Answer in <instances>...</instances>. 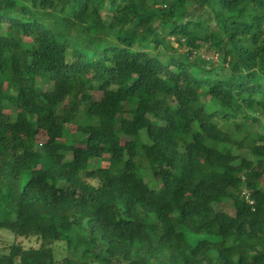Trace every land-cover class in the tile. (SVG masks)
Here are the masks:
<instances>
[{
	"label": "trees",
	"instance_id": "obj_1",
	"mask_svg": "<svg viewBox=\"0 0 264 264\" xmlns=\"http://www.w3.org/2000/svg\"><path fill=\"white\" fill-rule=\"evenodd\" d=\"M0 227L40 240L0 264H264V0H0Z\"/></svg>",
	"mask_w": 264,
	"mask_h": 264
},
{
	"label": "rangeland",
	"instance_id": "obj_2",
	"mask_svg": "<svg viewBox=\"0 0 264 264\" xmlns=\"http://www.w3.org/2000/svg\"><path fill=\"white\" fill-rule=\"evenodd\" d=\"M95 163V166L98 165V162L96 160L93 161ZM146 177L149 179V174L146 175ZM92 183L97 184V180L88 179ZM14 243H20L23 244L26 248L31 247H38L40 244V240L37 237H24V236H18L14 234L11 230L0 227V251L1 252H8L9 246ZM55 257L59 261L63 260L64 257L70 256V253L68 252L65 242L58 241L53 245Z\"/></svg>",
	"mask_w": 264,
	"mask_h": 264
},
{
	"label": "built area",
	"instance_id": "obj_3",
	"mask_svg": "<svg viewBox=\"0 0 264 264\" xmlns=\"http://www.w3.org/2000/svg\"><path fill=\"white\" fill-rule=\"evenodd\" d=\"M204 56V55H203ZM204 57H206V56H204ZM247 198H249V195L247 196ZM251 203H253V201H250Z\"/></svg>",
	"mask_w": 264,
	"mask_h": 264
}]
</instances>
